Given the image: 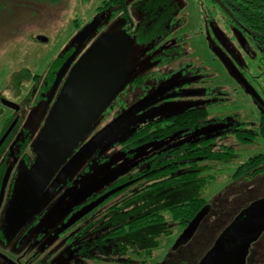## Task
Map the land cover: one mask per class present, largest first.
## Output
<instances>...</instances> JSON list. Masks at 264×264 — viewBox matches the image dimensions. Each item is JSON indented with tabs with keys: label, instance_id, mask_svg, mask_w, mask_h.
I'll use <instances>...</instances> for the list:
<instances>
[{
	"label": "flooded vegetation",
	"instance_id": "flooded-vegetation-1",
	"mask_svg": "<svg viewBox=\"0 0 264 264\" xmlns=\"http://www.w3.org/2000/svg\"><path fill=\"white\" fill-rule=\"evenodd\" d=\"M192 1L195 5L191 15L184 11L185 6L180 5L178 0L113 1L118 18L124 20L121 30L113 33L116 34V39L121 44L118 49L127 52L129 44H131L132 50L136 48L137 44L139 50L146 47L154 67L142 69L144 72L146 71L145 73L138 72V70L129 71L127 68L126 82L115 91L107 106L113 102L112 100L121 106L122 111L115 116L116 118L141 99L155 94L157 95L156 100L139 114L151 106L164 105L168 102L181 100V98H206L204 105L151 119L137 130H146L153 134L158 129L164 128L157 124L159 120L167 119L181 112H194L205 108L209 112L206 120L197 123H195L196 120L190 121V123L183 121L181 125L184 126L172 135L190 133L204 125L211 117V128L219 131L221 139L227 138V143L221 142L216 134H211L178 147L165 146L153 152L147 159H141L140 162H134L128 167L112 171L118 174L112 182L81 200L82 197L79 194L84 188L107 175L104 174L87 181L86 175L90 169L85 167L79 173L77 171L84 162L106 149L103 148L105 145L103 144L39 204L40 198L47 192L63 166L55 172L47 184L40 183L38 178L32 177L39 161L36 144L73 67L91 47L105 38L106 34L100 29L105 16L100 14L91 19L90 23L78 32L72 40L70 50L59 54L55 59L57 62L54 61L48 71L44 70L43 74H33L34 76L31 74L32 78L30 79L20 78V90L24 84L23 79L28 82L35 79L36 83L28 92L30 94L27 93V96L20 98L23 102V113L26 112L25 115L31 113L27 108L28 105L42 104L41 108L46 115L42 128L35 130L32 149L34 160H28L29 153L26 152L28 141L24 139L25 133L22 129V105L0 96V104L9 113L5 118V123L8 124L5 128L2 127V132H0V142L5 137L0 145V155L4 153L6 159L11 161L4 170L2 167L5 165V157L4 160H0V170L2 168L4 172L3 174L2 171L0 172V264H167L165 256L156 261L153 255L149 258L143 256L138 260L135 253L122 255L123 241L120 238L121 230H119L121 224L116 223V220L120 221V217L118 219L120 212L113 213L112 209V206L120 200L128 201L126 197L129 189H133L132 195H134L139 185L144 184L139 179L140 177H137V172L140 170L139 168L143 167L141 164L147 163V166L153 164V160H150L152 156L183 151L187 146H194V149L197 150L203 147L202 141L211 140V147L215 148V145L218 144L219 149L216 150H225L233 157L226 165H222V162L216 160L210 162L211 167L214 166L211 169L213 172H217L219 169L223 171L221 169L229 164L234 165L233 173L229 174L232 185L235 183L247 184L258 177L264 178L263 152L242 158L246 147L261 146L264 142V137H261V134L264 133V0ZM193 19H196L200 24L203 22L204 27L199 25L200 33L206 37L208 49L212 55L199 66L196 64L183 66L180 62L181 40L184 37L183 31L186 23L193 22ZM93 24L96 26H92ZM87 28L93 29L86 40L80 41L82 43L79 44V39H76ZM221 56L230 61L236 70L235 73L225 65ZM219 65L224 72V78L223 72L219 73ZM63 69H66L64 77L56 86L58 75ZM160 71L162 72L160 73ZM146 79L149 80L148 86L143 83ZM246 83L256 94L246 91ZM128 85L141 93L133 97L137 98L136 100L126 103L121 98H123L122 93ZM27 98H30L28 100L31 101L30 104H27ZM3 101L12 102L18 108H10L4 105ZM106 107L101 109L97 119L103 115ZM134 131L136 132V130L132 132ZM98 132L92 133L91 127L67 160ZM239 137L245 141H241ZM125 144V146L136 147L132 141ZM238 151L241 155L238 154ZM19 152L23 154L22 158L18 157ZM249 157H258V159L253 161L250 168L244 167L245 169L240 171V167L248 162L247 158ZM183 162L181 163L183 164ZM21 163L26 165V170L23 175L16 178L17 169ZM169 164L170 162L167 166ZM9 169L11 172L1 197L4 178ZM75 172L76 175H74ZM149 184L152 185L153 182H149ZM93 204H96L95 207L73 221L75 216ZM252 205H264V195L248 203L223 232ZM220 236L206 249L197 264H200L220 242ZM250 238L252 241L244 259L240 254L244 253L245 244L239 243L230 249L234 251V254L230 255L227 254V250H221L222 261L220 259V262L217 260L216 262L218 264H248L250 248L254 243L262 242L264 229L258 235H252ZM129 242L133 245L136 243L132 240ZM174 244L169 246L171 251L179 250L182 247L174 249Z\"/></svg>",
	"mask_w": 264,
	"mask_h": 264
},
{
	"label": "rangeland",
	"instance_id": "rangeland-1",
	"mask_svg": "<svg viewBox=\"0 0 264 264\" xmlns=\"http://www.w3.org/2000/svg\"><path fill=\"white\" fill-rule=\"evenodd\" d=\"M113 1L0 0V96L18 102L23 107V102L20 98L27 96V93L32 90L36 83L35 79L29 82L23 79L24 84H22L20 90V78L30 79L32 78L31 74L34 76L33 74H43L44 70L48 71L59 54L62 52L64 54V52L70 50L72 40L78 32L85 28L91 19L96 18L100 14L105 16L104 23L100 28L104 34H112L121 30L124 20L123 18H118ZM178 1L180 5L185 6L184 11L191 15V12L194 11V1ZM199 25L204 27L203 22L201 24L197 23L196 19H193V22L186 23L183 31L184 37L181 40L182 56L180 57V62L183 66H193L194 64L199 66L200 63L205 62L206 58H211L212 52L208 49L206 37L203 33H200ZM147 51L146 47L139 50L137 44L136 48L129 52L127 59L129 71L138 70L140 72L154 67ZM219 69V73L222 74L223 71L220 65ZM28 72L30 73L28 74ZM143 83L148 86L149 80L146 79ZM140 93L139 90H134L131 85H128L122 93L123 98L121 99L126 103L133 102L137 99L133 97ZM29 99H26L27 104L31 103V101H28ZM112 101L105 108L103 115L92 126V133L98 132L99 129L101 130L122 111L121 106H118L114 100ZM205 101L206 98H181V100L168 102L164 105L151 106L141 114L131 118L109 140L108 143L111 145L84 162L77 170L78 173L87 167L90 172L86 175V179L90 181L104 174H109L116 169L128 167L134 162H140L139 160L141 159H147L153 152L168 145L178 147L189 141L210 136L211 134H216V137L221 139L220 134H218L219 131L211 128V117H209L204 125L199 126L190 133L183 135L176 133L166 139L155 140L135 148L125 146L132 131L146 125L151 119L166 116L171 112H179L204 105ZM41 105H28L27 108L31 112L28 115H25L26 112L23 113L24 107L21 112L23 115V126L25 127L22 126L25 133L24 139L28 141V149L26 150L29 153L28 160H34L32 149L35 139L34 134H36L35 130L42 128L46 116ZM8 115L9 113L0 104V132H2V127L5 128L6 124H8L5 123V118ZM221 142L227 143V138L221 139ZM215 149H219L218 144L217 146L215 145ZM260 152L264 153V142H262L261 146L246 147L242 158ZM19 153H17L18 157L22 158L23 154ZM238 154L241 155L240 151H238ZM0 156V160H4L5 157V165L2 167L5 170V166L10 164L11 161L6 159L4 153ZM2 168L0 172L2 171L3 174ZM234 168V165L231 166L229 164L221 169L224 172L217 171L214 182L204 192L206 199H209L211 212L199 226L195 235L179 250L171 251L169 246L175 243L186 225H178L170 217L166 216L172 234L169 237L161 238V245L153 254L156 261L165 256L167 264H197L206 249L222 234L233 218L248 203L264 195V178L258 177L247 184L235 183L232 185L229 180V174L233 173ZM25 170L26 165L21 163L18 166L16 178L23 175ZM211 173L213 174V172L207 174ZM74 175H76V172ZM263 262L264 238L262 242H256L251 246L248 256V264H262Z\"/></svg>",
	"mask_w": 264,
	"mask_h": 264
},
{
	"label": "water",
	"instance_id": "water-1",
	"mask_svg": "<svg viewBox=\"0 0 264 264\" xmlns=\"http://www.w3.org/2000/svg\"><path fill=\"white\" fill-rule=\"evenodd\" d=\"M92 26H96V24ZM91 29L93 28L84 29L78 35L76 40L79 39V44L82 43L80 41L86 40L92 31ZM104 37V39L91 47L73 67L49 115L44 130L37 141L36 150L39 161L35 171L32 173V177L38 178L40 183L47 184L55 172L63 166L47 192L40 198L39 204L103 144H105L103 148L109 147L111 144L107 141L131 118L138 115L144 108L156 100V94L141 99L118 117L114 118L67 160L94 125L101 109L107 106L115 91L127 80V59L129 52L132 50L131 44H129L127 52H124L118 49L121 44L116 39V34H106ZM221 57L225 65L235 73L236 70L230 61L223 56ZM65 72L66 69H63L58 75L56 86L64 77ZM245 87L248 93L256 94L247 83ZM3 104L10 108H18L16 104L9 101H3ZM4 139L5 137L0 142V145ZM10 172L11 169L5 175L1 197L3 196L4 187L8 181ZM117 176V172H112L90 184L80 192L79 196L82 197L81 200L94 191L106 186ZM95 205H91L84 212L75 216L73 221L89 212ZM210 209V205H207L196 214L176 240L174 249L189 242L201 223L209 215ZM263 229L264 205H252L248 211L242 212L235 222L223 232L219 239L220 242L218 241L219 243L206 255L200 264H218L216 260L220 262L221 259L222 261V257H220L221 250H227V254L230 255L234 254V251L230 249L239 243L245 244L244 253L240 254L244 259V255L248 253L252 241L250 237L258 235Z\"/></svg>",
	"mask_w": 264,
	"mask_h": 264
},
{
	"label": "trees",
	"instance_id": "trees-1",
	"mask_svg": "<svg viewBox=\"0 0 264 264\" xmlns=\"http://www.w3.org/2000/svg\"><path fill=\"white\" fill-rule=\"evenodd\" d=\"M208 116L209 112L205 108L174 114L158 121L157 124L164 128L158 129L153 134L146 130H136L131 133L128 142L132 141L133 145L138 147L155 139H165L180 130L184 126L181 125L183 121L203 122ZM261 137H264V133ZM239 139L245 141L242 137ZM210 141H202L203 147L197 150L194 146H187L183 151L152 156L150 158L153 160L152 165L141 164L143 167L138 169L137 177H140L144 184L139 185L134 195H132L133 189L127 191L128 201L122 199L112 206L113 213L120 212L118 216L120 221L116 220V223L121 224L119 230L123 241L122 255L135 253L137 260L143 256L149 258L160 247L161 238L172 234L166 216L178 225L187 226L202 208L210 205L204 192L212 185L217 173L211 170L214 166L211 167L210 162L216 160L226 165L229 159L233 158L225 150L211 147ZM247 159L248 162L240 167V171L245 169L244 167L250 168L258 157ZM211 171L213 174H207ZM149 182L153 184L148 185ZM131 240L136 243L133 245L129 242Z\"/></svg>",
	"mask_w": 264,
	"mask_h": 264
}]
</instances>
